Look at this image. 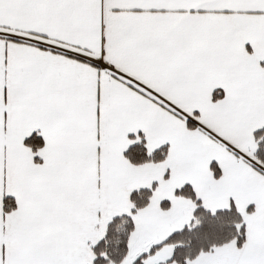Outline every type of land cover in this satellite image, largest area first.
I'll return each instance as SVG.
<instances>
[{
	"label": "snow or ice",
	"instance_id": "6c2138e0",
	"mask_svg": "<svg viewBox=\"0 0 264 264\" xmlns=\"http://www.w3.org/2000/svg\"><path fill=\"white\" fill-rule=\"evenodd\" d=\"M0 264H264V0H0Z\"/></svg>",
	"mask_w": 264,
	"mask_h": 264
}]
</instances>
